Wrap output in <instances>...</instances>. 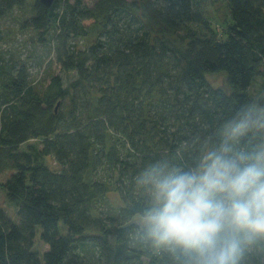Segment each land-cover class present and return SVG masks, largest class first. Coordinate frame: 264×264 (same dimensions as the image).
Masks as SVG:
<instances>
[{"label":"trees","instance_id":"obj_1","mask_svg":"<svg viewBox=\"0 0 264 264\" xmlns=\"http://www.w3.org/2000/svg\"><path fill=\"white\" fill-rule=\"evenodd\" d=\"M223 1L216 29L199 0H33L24 25L40 42L52 30L55 60L73 76L39 89L0 52V186L17 214L0 206V264H173L139 238L148 197L136 177L158 160L195 166L224 120L264 100L248 93L256 77L264 89V0ZM25 2L0 0V17ZM218 72L230 90L210 79ZM110 192L118 202L103 209Z\"/></svg>","mask_w":264,"mask_h":264},{"label":"clouds","instance_id":"obj_2","mask_svg":"<svg viewBox=\"0 0 264 264\" xmlns=\"http://www.w3.org/2000/svg\"><path fill=\"white\" fill-rule=\"evenodd\" d=\"M136 183L148 197L139 238L173 264H245L264 253V100L224 120L195 166L158 160Z\"/></svg>","mask_w":264,"mask_h":264},{"label":"rangeland","instance_id":"obj_3","mask_svg":"<svg viewBox=\"0 0 264 264\" xmlns=\"http://www.w3.org/2000/svg\"><path fill=\"white\" fill-rule=\"evenodd\" d=\"M198 1V0H197ZM32 2L33 0H26L23 6H15L7 13L0 17V26L5 32V38L0 43V52L5 54L11 53L13 57L23 63H25L30 71L31 82L39 89H43L50 78L54 74H60L66 80L73 76V71L66 72L57 63L54 57L53 42L50 40L53 32L50 31L49 41L40 42L37 38L36 32L29 26L24 25L26 19L32 15ZM88 4L92 3V0H85ZM199 6L205 15L211 20L212 25L222 29V20L228 15L227 8L223 0H199ZM194 28H197L196 24H193ZM220 29V30H221ZM222 31H219L221 33ZM214 84L230 90L226 76L222 72H218L209 76ZM262 79L256 77L254 82L248 88V93L252 98H257L262 92ZM26 143L22 144L24 147ZM45 164L52 169H57L59 165L51 156L44 158ZM8 171L1 173L0 180H6ZM117 197L114 193L110 192L108 196L102 199L99 203L100 207L110 208L113 204H117ZM0 206L3 207L8 215L17 220L16 205L10 202L4 189L0 186ZM139 222L140 216L134 217ZM40 229L36 234L35 248L43 251L47 245L39 241ZM155 257L143 258L142 264H158L161 261Z\"/></svg>","mask_w":264,"mask_h":264},{"label":"water","instance_id":"obj_4","mask_svg":"<svg viewBox=\"0 0 264 264\" xmlns=\"http://www.w3.org/2000/svg\"><path fill=\"white\" fill-rule=\"evenodd\" d=\"M41 2L48 6L53 2V0H41Z\"/></svg>","mask_w":264,"mask_h":264}]
</instances>
